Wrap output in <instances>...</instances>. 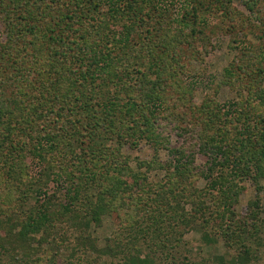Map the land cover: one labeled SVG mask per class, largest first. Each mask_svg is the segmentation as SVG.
Returning <instances> with one entry per match:
<instances>
[{"label": "trees", "instance_id": "16d2710c", "mask_svg": "<svg viewBox=\"0 0 264 264\" xmlns=\"http://www.w3.org/2000/svg\"><path fill=\"white\" fill-rule=\"evenodd\" d=\"M0 25V264H154L190 230L227 251L183 264L259 258L262 199L237 205L247 182L264 197V0H0ZM238 32L220 82L237 98L196 104L189 64ZM141 142L133 169L123 148ZM113 214L99 247L91 228Z\"/></svg>", "mask_w": 264, "mask_h": 264}, {"label": "rangeland", "instance_id": "374dc122", "mask_svg": "<svg viewBox=\"0 0 264 264\" xmlns=\"http://www.w3.org/2000/svg\"><path fill=\"white\" fill-rule=\"evenodd\" d=\"M167 1V0H165ZM239 9L242 11L244 10L243 7L237 6ZM180 8L179 5H177L176 9ZM247 15V14H246ZM216 21V20H215ZM251 24H253V21H251ZM253 27H250L251 35L247 36L248 41H257V37L259 34H261V29H259V22L254 21ZM4 29L0 25V42L4 40ZM237 36V42H232L231 36L227 34L226 36L219 35L213 40V49L203 57L202 60H199L197 62H191L189 64V68L187 69L188 75L183 77V80L188 85H192L194 89V102L196 104H200L202 98L206 94H213V92L217 89L218 94L216 100L223 104V103H230L231 101L235 100L237 98L236 91L230 89L227 86H223L220 84L221 79H222V74L224 69L230 65L233 62H236L237 58V46L238 42L243 41L242 39V32H238ZM246 39H244V44H247ZM249 43V42H248ZM243 45V42H242ZM249 46V44H248ZM17 88L13 87V85H10L9 90H7V95L9 99H12L16 96L17 93ZM244 94H246L244 92ZM20 99V98H17ZM13 105H11V108ZM173 145H176L177 140L176 138L172 139ZM123 151L125 154L129 155L131 157V167L133 169L136 168V159L138 160H149L151 157V149L149 148L148 144L145 142H141L138 144L136 149L130 150L125 146L123 148ZM166 153L161 154V159L164 161L167 158ZM203 160H198V163H202ZM162 176V172H152V174L149 175V180H154V179H160ZM199 187L204 186V182H198ZM246 190L244 193L239 198V204L237 205V213L238 215H243L244 213L247 212L248 210V203L252 200H254L256 197L262 199V206L264 209V197L260 191H257L255 187H253L249 182L245 183ZM49 187V193L53 191L52 186ZM32 205L34 203V200L30 201ZM5 210V208H3ZM122 216L113 214L111 216H104L102 218L101 226L100 227H94L92 226L91 232L94 238L97 239V243L99 247H102L105 243V240L113 234V232L119 228V225H121V219L119 218ZM260 217H264V210L261 212ZM68 226H66V232L70 230ZM62 231V228L59 229ZM264 237V235L262 234ZM264 240V238L262 239ZM184 242L185 246L183 249L180 250L179 253L174 252V259L173 260H164L163 258H155V263L154 264H183L184 258L187 257L186 259L191 260L192 262H206L209 260L214 259L216 256L221 255V254H226V249L223 246V243L219 241L216 244H212L211 246H207L204 244L200 233L190 230L187 231L184 234ZM36 242H34L33 246L36 247ZM264 243V242H263ZM259 248V258L255 261H253L251 264H264V246H257ZM229 252L233 254V251ZM145 254V252H144ZM14 255H17L18 257L20 256V252L15 253ZM94 256V255H92ZM49 257V247L44 245L43 246V252H40L38 254L31 255V258L33 261L38 262L40 260V263L45 262L46 259ZM23 258V257H22ZM59 262H61L59 260ZM110 260L103 258L99 264H108ZM12 264H17L18 262L11 261ZM115 264L116 261H115Z\"/></svg>", "mask_w": 264, "mask_h": 264}]
</instances>
